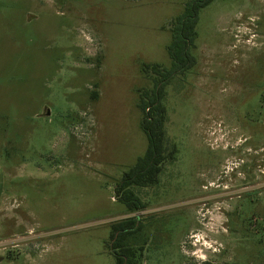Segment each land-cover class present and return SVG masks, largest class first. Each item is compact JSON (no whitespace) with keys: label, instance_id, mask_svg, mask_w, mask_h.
Here are the masks:
<instances>
[{"label":"rangeland","instance_id":"rangeland-1","mask_svg":"<svg viewBox=\"0 0 264 264\" xmlns=\"http://www.w3.org/2000/svg\"><path fill=\"white\" fill-rule=\"evenodd\" d=\"M188 1L0 0V264H116L112 224L136 216L160 223L141 264H264V190L243 186L264 179V124L235 106L264 89V0L200 11L195 62L164 89L176 152L133 189L144 208L115 193L147 149L143 64L171 67Z\"/></svg>","mask_w":264,"mask_h":264},{"label":"trees","instance_id":"trees-1","mask_svg":"<svg viewBox=\"0 0 264 264\" xmlns=\"http://www.w3.org/2000/svg\"><path fill=\"white\" fill-rule=\"evenodd\" d=\"M213 0H189L184 10L175 18L172 26V39L167 46L171 58L170 68H161L157 63L143 64L145 72H155L159 78L154 84L151 93L145 92L139 101V107L143 112L141 127L147 137V149L136 163L124 172L121 181L115 188L116 196L125 205L128 211L144 208L140 198L134 192L135 187L150 186L158 182L164 159L173 157L176 152L174 145L170 151H166L167 110L163 102L165 86L177 73L187 71L195 62L192 49L197 37L196 26L199 22L200 11ZM135 218L128 217L112 224V238H115L113 248L121 241L124 248V256L115 255L116 264H141L142 252L136 250L130 238V228ZM128 235V236H127Z\"/></svg>","mask_w":264,"mask_h":264},{"label":"flooded vegetation","instance_id":"flooded-vegetation-1","mask_svg":"<svg viewBox=\"0 0 264 264\" xmlns=\"http://www.w3.org/2000/svg\"><path fill=\"white\" fill-rule=\"evenodd\" d=\"M238 93L239 94H237V99L235 100V103H236L235 106L237 110H240V108L244 110L243 117H244L245 124L247 125L248 123L251 122V120L255 124H259V125L264 124V89L251 90V89L246 88V89L239 90ZM253 97H258V100L256 101L254 105L251 106L250 101H251V98ZM251 110H253L252 113H251ZM237 113H238V117H240V113L239 112ZM260 136L262 137L263 134L260 133ZM246 137L249 138L250 136H246ZM185 159H186V156H184V161ZM256 166L258 165H255L254 167L256 168ZM235 168H238V165L235 166ZM257 183H258V186L253 187ZM243 186L248 187L249 193L252 190H254V191H258V194H261V191L259 190L261 189L264 190V179H262L259 175H256V174L251 175L250 173L249 174L246 173L244 177V181H243ZM253 203L254 202H252V204ZM139 210L140 209H137L135 211H139ZM156 221H157L156 219L144 221L142 218L136 216L133 226L130 228L131 233L129 236L131 238V243H133L135 249L140 250L142 254L144 253L145 249H148L151 246L156 248L155 246L159 245V243H155V242L152 243L153 242L152 238L154 236L153 233H155L157 226L158 225L160 226V223L157 224ZM111 250H114V254L117 255L118 257H122L124 256L123 251L125 250L128 251V248L125 249L123 243L120 241L117 244L116 248L114 249L111 247Z\"/></svg>","mask_w":264,"mask_h":264},{"label":"water","instance_id":"water-1","mask_svg":"<svg viewBox=\"0 0 264 264\" xmlns=\"http://www.w3.org/2000/svg\"><path fill=\"white\" fill-rule=\"evenodd\" d=\"M46 114H47V115H49V114H50V111H49V110H47Z\"/></svg>","mask_w":264,"mask_h":264}]
</instances>
